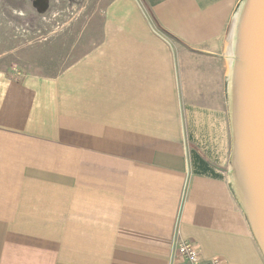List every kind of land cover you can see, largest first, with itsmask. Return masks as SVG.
I'll use <instances>...</instances> for the list:
<instances>
[{"label": "crops", "instance_id": "1", "mask_svg": "<svg viewBox=\"0 0 264 264\" xmlns=\"http://www.w3.org/2000/svg\"><path fill=\"white\" fill-rule=\"evenodd\" d=\"M240 2L113 0L58 75L0 70V264H185L181 242L264 264L229 187L227 109L181 73L197 54L228 73Z\"/></svg>", "mask_w": 264, "mask_h": 264}, {"label": "rangeland", "instance_id": "2", "mask_svg": "<svg viewBox=\"0 0 264 264\" xmlns=\"http://www.w3.org/2000/svg\"><path fill=\"white\" fill-rule=\"evenodd\" d=\"M112 1L0 0V70L15 75H58L97 43L100 22ZM181 73L192 81L189 87L197 93L196 102L214 97L219 107L227 109L224 57L215 65L197 54L193 63L181 64ZM211 89L216 91L211 93Z\"/></svg>", "mask_w": 264, "mask_h": 264}, {"label": "water", "instance_id": "3", "mask_svg": "<svg viewBox=\"0 0 264 264\" xmlns=\"http://www.w3.org/2000/svg\"><path fill=\"white\" fill-rule=\"evenodd\" d=\"M243 2L235 87L226 93L231 134L227 174L230 191L264 259V0H241L239 5Z\"/></svg>", "mask_w": 264, "mask_h": 264}, {"label": "bare ground", "instance_id": "4", "mask_svg": "<svg viewBox=\"0 0 264 264\" xmlns=\"http://www.w3.org/2000/svg\"><path fill=\"white\" fill-rule=\"evenodd\" d=\"M237 9L233 13V17L231 19L230 25L227 30V45H226V54L228 59V73L226 80V93H231L234 89V85L232 83L233 75H234V65H235V58H236V43L238 40V26L240 24L241 16L243 14L245 4L244 2L238 5ZM231 80V82H230ZM230 88H232L230 92ZM229 91V92H228ZM227 114H228V108H227ZM234 180V178H233Z\"/></svg>", "mask_w": 264, "mask_h": 264}, {"label": "built area", "instance_id": "5", "mask_svg": "<svg viewBox=\"0 0 264 264\" xmlns=\"http://www.w3.org/2000/svg\"><path fill=\"white\" fill-rule=\"evenodd\" d=\"M174 254L185 264H224V262L219 258H213L206 262H200L198 260L196 247L188 242L179 243L175 248Z\"/></svg>", "mask_w": 264, "mask_h": 264}]
</instances>
